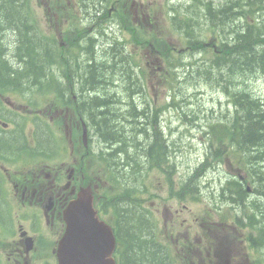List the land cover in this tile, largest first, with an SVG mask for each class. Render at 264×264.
I'll use <instances>...</instances> for the list:
<instances>
[{
	"label": "trees",
	"instance_id": "obj_1",
	"mask_svg": "<svg viewBox=\"0 0 264 264\" xmlns=\"http://www.w3.org/2000/svg\"><path fill=\"white\" fill-rule=\"evenodd\" d=\"M215 1L190 0L193 6L188 10L192 17L198 20L213 19L218 26H223V31H227L224 34V44L226 41L228 43L223 44L222 55H214L211 66L206 68L205 73L213 82L220 85L225 76H228L229 80L258 73L264 76V0H222V2L217 0L216 3ZM24 17L22 0H0V81L6 80L11 84L26 82L31 85L43 84L33 78L39 79L43 76L46 59L42 58L41 45L33 36ZM115 53L119 57L118 54L121 53V50H115ZM100 58L103 60L99 66L88 65L85 67L86 83L84 85L86 88L89 85L94 86L95 92L88 98V105L99 117L96 127L113 134L117 129L113 126V117L104 115V113H115L120 105V100L110 104L108 109L103 105L105 104L103 102L104 95L96 90L105 91L103 85H98L97 82L111 78L112 73L109 71L108 64L110 59H114L115 56L108 49L101 51ZM124 65L123 61L119 62L120 67L117 71L124 72ZM45 70L50 71V68L46 66ZM252 78L253 75L250 76V79ZM235 91H239V86L235 87ZM235 104L238 107L237 111L242 115L237 113V120L228 132V137L236 152L240 151L245 160L255 162L256 165L250 166L252 168L249 170L253 178L256 179L260 192L264 194V164H262L264 162V100H256L250 94L241 93ZM116 116L120 119L118 122L124 119L123 115L119 113H116ZM140 119L142 117L138 118V121ZM143 126L145 128V125ZM147 128L150 131L149 125ZM118 139L120 143H124L139 155H145L155 148L166 152V141L163 134H160L154 142L149 139H144L143 143L124 142L120 136ZM3 140L8 144H13V140L9 141L10 137L0 136V147ZM210 140L211 146L215 141L222 143L223 136L217 135L215 132ZM13 142L16 144V141ZM145 142L147 148L144 146ZM114 151L121 152L122 148L116 146ZM258 160L260 164L257 162ZM138 165L137 160L130 161L126 171L127 178L133 180L130 182L133 186L138 185L136 179L139 172ZM230 186L229 191L232 194L229 195V200L246 202L247 192L244 185L237 186V184L231 183ZM223 196L227 197L225 194ZM254 203L250 205L260 209L259 205ZM120 206L121 233L128 243L124 264H168L158 245L152 241L146 221L139 213L138 208L123 201Z\"/></svg>",
	"mask_w": 264,
	"mask_h": 264
},
{
	"label": "rangeland",
	"instance_id": "obj_2",
	"mask_svg": "<svg viewBox=\"0 0 264 264\" xmlns=\"http://www.w3.org/2000/svg\"><path fill=\"white\" fill-rule=\"evenodd\" d=\"M138 1V0H136ZM141 1V0H139ZM176 4H179L180 2L174 1ZM143 3L146 5H150V7L158 8L156 11V16H164V13L167 8V2L165 0H143ZM38 15H42V10H37ZM172 40L175 42L178 48L183 47L182 43L178 40V36H171ZM179 76L177 75V80L181 81L182 78L188 77L193 78L197 77L196 72L193 71L190 67L184 66L180 72H178ZM168 76H165V79ZM169 78V77H168ZM169 80L165 81L163 90L161 89L160 97L164 98V96H170L172 95V92L170 91L169 87H167ZM155 85V83H152ZM177 86V85H176ZM167 90H166V89ZM253 88L255 92H260L262 95L264 94L262 91H264V85L262 83L255 82L253 84ZM177 94L175 97L178 99V101L181 104L180 111H176L177 113H181L184 111L186 114H188L190 117L189 120L185 121V123L182 121L178 122L176 119H173L172 122L169 123L164 130H165V136L167 141V150L170 151L174 147V141L171 140L168 136L170 134H173L176 132V129H179L180 132H182L185 129H191L194 131L195 136L194 138H197L199 142H197L196 146L200 147V144L203 143L204 138L203 135L205 131L207 130V127L211 124H216L218 122V118H220V115L223 116H231V114L228 112V108H231L232 106L229 104L228 97L226 94L220 92L219 90L213 89L210 85L197 81H194L190 85L182 84L181 86L178 85ZM151 93L153 95L157 94V90L155 88L151 87ZM152 95V96H153ZM165 99H163V102ZM170 119V115L168 116ZM117 124L121 125V137L124 139V141L130 142V138L133 137L134 131L125 128L123 124L120 122H117ZM176 128V129H175ZM146 143V142H145ZM164 145V144H163ZM144 146H147V143L144 144ZM165 146V147H166ZM203 147V146H202ZM147 148V147H146ZM205 149H202L200 151H196L195 147L192 145L191 147H185L182 149L183 153H181V163H191L192 167L194 165H197L200 160L203 158V153ZM223 169L226 170L227 167L223 165ZM222 169V170H223ZM223 173V172H220ZM219 174L217 173L215 175V178L213 180V183L211 182L207 187L208 189L202 188L201 191V198L199 200L190 198L189 201L185 204L190 208L189 212L184 211L182 216L186 219L191 218L190 212L193 216H205L201 217L199 219L203 218H210L207 221L200 223H194L195 227L194 230H191L190 225L188 226V231L191 233V235L194 233L195 236L198 238H202V235L208 234H214L216 232L215 226H210L211 221L212 222H218V211H221L224 209L227 211V207L222 204V208L220 210H217L216 203L211 198V193L213 190H220V186L224 181H220L217 176ZM211 175L208 176L210 178ZM151 179H155V177H150ZM153 187L149 190V193H152L155 196L153 202L149 203V207H151L152 213L150 216L147 217L150 224L154 226V229L157 233H163L167 235L171 230L175 231L176 233L180 230L179 229V218H182L181 213L178 217L174 218V222H172V218L169 215V210L172 209L180 210L182 203H179V197L177 194V190L182 188L183 185V179L179 177V175L174 174L173 179L170 183H162L157 181H150ZM207 182V181H206ZM211 186V188H210ZM184 204V203H183ZM208 213H210L212 216H209ZM183 219V218H182ZM186 224H192L193 220L190 219V223H187V220L185 221ZM201 224V225H200ZM173 228V229H172ZM186 227H182L181 231H184ZM220 233V232H219ZM148 234V233H147ZM185 233L181 234V237H178L177 235H174V239L178 242H181V240L184 238L186 240L187 237ZM171 237V236H170ZM191 240L193 241L192 237ZM179 246V249H175L173 255H179L183 260L190 261V257L194 254V249L190 248L188 249L184 247V243H177Z\"/></svg>",
	"mask_w": 264,
	"mask_h": 264
},
{
	"label": "flooded vegetation",
	"instance_id": "obj_3",
	"mask_svg": "<svg viewBox=\"0 0 264 264\" xmlns=\"http://www.w3.org/2000/svg\"><path fill=\"white\" fill-rule=\"evenodd\" d=\"M104 45L109 49V50H116L118 47L116 45V42L114 41L113 37H109L108 39H105L104 41ZM95 49V58H100L101 56V51H104L105 48L102 49L101 46H96L93 47V50ZM98 55V57H97ZM82 71H84V66L81 69ZM74 85L77 86V90L76 92L74 91ZM50 92H54L53 88H57V94L55 96H51V100H53L54 98L57 100V102L53 103L50 102L49 105L47 106L46 109V114L49 115V119H53V116L51 115L53 110L58 112V109L61 110L60 113H57L55 116L60 118L63 117L65 114L63 113L64 111H66V113H68L69 110V94L71 93H76L75 95H71L72 98H74L75 100H77V105L79 106L80 110L82 112H84L85 107H84V103H85V96H86V92H85V88H84V73H80V74H76L75 75V79L73 80H67L66 84L64 83L61 87H56L53 85V83L51 82V84L47 85ZM100 89L96 90V92L104 94L103 91H101ZM94 92H89V95H94ZM15 97V96H13ZM25 97V96H24ZM7 103H10L9 101H7ZM90 107V106H89ZM95 112V111H93ZM97 112V111H96ZM101 115V114H100ZM104 115H108V116H113L116 115V113H104ZM80 122H84V117H79ZM41 121H44V119L40 118ZM36 125V121H34L33 123H28L26 125H20L18 123L14 122H7V123H2V125L0 126V136L2 137H10L9 141H16V144L12 141L13 144H8L6 143L4 140L3 142H1L2 146L0 147V154L2 156H8L16 151H18L23 145H24V141L22 139L23 134L25 132V130L30 126V125ZM8 146V147H7ZM55 178L53 179V182H56L59 172H57L55 174ZM54 189H56L57 191H59L58 195L63 196V198H65L67 195L71 194L70 192H65L64 188H60V187H53Z\"/></svg>",
	"mask_w": 264,
	"mask_h": 264
},
{
	"label": "bare ground",
	"instance_id": "obj_4",
	"mask_svg": "<svg viewBox=\"0 0 264 264\" xmlns=\"http://www.w3.org/2000/svg\"><path fill=\"white\" fill-rule=\"evenodd\" d=\"M161 134H163V136H164V140L166 141V136H165V130L163 129V131L161 132ZM154 142V141H153ZM166 144H167V141H166ZM166 152H168V150H167V146H166Z\"/></svg>",
	"mask_w": 264,
	"mask_h": 264
}]
</instances>
